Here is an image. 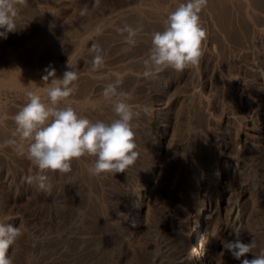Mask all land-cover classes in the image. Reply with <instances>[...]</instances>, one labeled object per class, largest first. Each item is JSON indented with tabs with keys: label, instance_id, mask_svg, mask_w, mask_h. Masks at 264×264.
<instances>
[{
	"label": "rangeland",
	"instance_id": "1",
	"mask_svg": "<svg viewBox=\"0 0 264 264\" xmlns=\"http://www.w3.org/2000/svg\"><path fill=\"white\" fill-rule=\"evenodd\" d=\"M182 2L42 0L54 14L43 19L37 8L35 17L19 11V5L17 31L0 38L2 44L21 37L30 43V51L23 52L27 56L18 59L19 68L46 75L45 69L53 67L62 78L71 70L69 57L79 77L69 102L78 113L93 121L117 118L102 90L119 77L127 102L140 115L133 121L139 155L123 173L91 174L94 157L73 160L68 173H40L20 154L19 144L6 141L13 138L14 116L27 102L26 92L40 91L46 99L45 84L39 78L25 89L0 86V221L23 231L9 249L14 264H196L185 254L173 260L158 241L165 228L151 222L148 229L140 210L148 206L152 220L174 213L187 218L193 183L200 176L218 183L221 160L237 165L223 189L228 190L225 205L237 200L234 188L246 191L241 201L242 242L254 239L259 246L255 254L264 247V0H208L200 14L208 37L199 65L179 72L166 68L146 78L143 61L151 34L162 30L167 14ZM125 25L141 29L134 46L126 44V33L119 31ZM94 46L105 58V66L97 71L91 67ZM3 56L0 66L11 62ZM11 71L2 69L0 77ZM166 128L171 136L160 145L159 135ZM149 149L154 154H148ZM153 160L160 164L155 171ZM37 175L47 176V190L39 189L35 180L28 182ZM151 176V190L142 197ZM198 199V205L207 203ZM219 216L215 222L225 225L230 237L232 229L240 227L238 217L226 208ZM228 263L239 261L230 255Z\"/></svg>",
	"mask_w": 264,
	"mask_h": 264
},
{
	"label": "clouds",
	"instance_id": "2",
	"mask_svg": "<svg viewBox=\"0 0 264 264\" xmlns=\"http://www.w3.org/2000/svg\"><path fill=\"white\" fill-rule=\"evenodd\" d=\"M23 3L24 0H0V38L7 39L9 33L17 31L18 6ZM207 4L208 0H184L167 14L162 30L151 34V47L143 61L144 77L151 78L166 68L179 72L199 65L208 37L200 14ZM119 31L126 33L125 43L134 46L141 29L125 25ZM94 48L91 67L92 71H97L105 66V58L98 46ZM67 65L71 70L65 71L62 78H57L54 68L45 69L47 74L42 80L46 99L40 91L26 92L27 102L14 116L13 138L6 143L19 144L20 154L25 155L40 173H68L72 161L82 157H94L89 168L93 175L123 173L135 164L139 155L133 123L139 117V111L127 102L128 94L121 90L123 81L118 77L102 90L103 99L111 103L117 118L111 122L93 121L78 113L69 102L76 92L78 72L73 70L69 57ZM47 179L45 175H37L28 177V182L35 180L39 189L47 190ZM242 232V228H234L231 233L234 238L222 241V249L239 264H264V248L259 254L253 253L256 241L242 242ZM22 235L19 226L0 221V264H14L9 249ZM248 254L253 258L249 259Z\"/></svg>",
	"mask_w": 264,
	"mask_h": 264
},
{
	"label": "bare ground",
	"instance_id": "3",
	"mask_svg": "<svg viewBox=\"0 0 264 264\" xmlns=\"http://www.w3.org/2000/svg\"><path fill=\"white\" fill-rule=\"evenodd\" d=\"M40 1L42 2V0H24V3L22 5H20L21 10H19V11H22L24 14L36 17L37 14H35L33 12V8L34 9L37 8L39 15L41 16V19H43L44 17H47V16L54 15L52 12L53 11L52 6H50L49 3H47L46 5L42 4ZM43 3H44V1H43ZM34 4L36 5V7L34 6ZM19 11H18V13H20ZM47 20H49V19H47ZM32 24H34V23H32ZM24 29H25V27H24ZM26 30H27V28H26ZM58 37H59V35H58ZM15 42L16 43H14V41H11L8 44H5V43L2 44V41L0 40V55H4L3 57L7 56V57L11 58V62H9L8 64L4 63V65L6 64V66H0V71L2 69H7V70L12 69V71L10 72L9 75H7L6 77H0V86L9 85V86H17L20 88L23 87V89H25V87L28 84L30 86V84H32L36 79L42 78L44 75L40 74L42 77L39 74H33L32 73L33 75H30V72H32V71H30V72L27 71V70H29V68L26 70L19 68V67H21L20 66L21 62L18 63L20 60L19 58L27 56L26 53H28V51H30L31 45L29 47L28 45L30 43L28 44L27 40H25L22 37L16 39ZM20 51L22 53L21 55H19ZM25 51H26V53L24 54L23 52H25ZM7 61H9V60H7ZM23 66H24V64H23ZM28 67H30V66H28ZM48 67H50V66H48ZM37 71L39 72V70H37ZM55 71H57V70L55 69ZM34 72H36L35 69H34ZM62 73H63V71H62ZM4 86H2V87H4ZM29 86H28V88L31 87V86L30 87ZM170 136L171 135H170L169 130L167 128L164 129V131H162V134L159 135V138H158L159 144L160 145L166 144L168 142ZM149 150H151V149H149ZM148 152H150V151H148ZM152 153H153V151L151 153H148V154H152ZM150 156H152V155H150ZM153 158H155V156ZM153 161H154V163L152 162L153 164H151L152 165L151 168L153 171H155L158 169L160 164H158L159 162L156 160H153ZM236 167H237L236 164H233L228 160H226V161L221 160L218 163L217 168H216V170H217L216 173L219 174L218 183H216V184L212 183L211 184L209 179L205 178L204 176H200V178H198L196 180L195 184L193 183L194 189H192V190H194L195 192H194V195H191L193 197H192V199L190 198L191 200L188 204L190 209L188 210L187 218H183L182 216L180 217L179 214L177 216H175L174 215L175 213H174L173 215H167V216L164 215L162 217H158L155 220H152L154 218L149 216L150 213H148V209H147L148 206H147V208H146V206L142 207V209L140 211H141L142 216H144L143 219H144L145 223H147L148 229L150 227L151 222H153L155 224V226L160 225V227L165 228L162 232L161 239L158 241H159L160 246H162L161 248L166 250L168 252V255L172 256L173 260H175V259L177 260L178 258H182V256L185 254L189 258V260H193L194 263H196V264H229L228 260L230 258V254L227 253L226 250L222 249V243L221 242L228 240V239H233L234 237H232V236L228 237L229 235L226 236L225 232H227L229 230H227L225 225L219 224V223L215 222V220L222 213V211L226 208V210L230 214H235L238 217V219H237L238 226H240L241 228L243 227L245 213L241 207V201L245 199L244 198L246 195L245 189H238L237 190V188H234V193H235L237 200L234 203L229 204V206L225 205V200L227 199L226 193L228 192V190L227 191L223 190L225 188V185L227 184V182L230 181V178L235 174ZM152 177L153 176L149 177L148 180L146 181V185L144 186V188L141 191L142 197H146L148 194V191L151 190V184L154 181L153 180L154 178H152ZM219 183H221V184H219ZM218 186L221 189V192L218 191ZM209 193L215 197L214 200L210 199ZM198 198H200L201 201H207V203L204 202V204L198 205V200H199ZM195 206H197V208H195ZM194 208L196 209V213L193 215L191 213V211H193ZM129 210L133 211L134 209H133V207L132 208L130 207ZM150 215H152V214H150ZM150 218H152V219H150ZM261 222H264V221L261 220ZM101 223H102V221H101ZM205 225H206V229H209V232L206 231V232H208V234L205 233V227H204ZM261 228L262 227L260 225L257 226L258 233L260 232ZM227 234H229V232ZM241 239L242 240L244 239L243 232L241 235ZM262 243H264V242H262ZM262 246H264V244H262ZM257 247L259 248V246H257ZM262 248H264V247H262ZM161 257H163V256H161Z\"/></svg>",
	"mask_w": 264,
	"mask_h": 264
}]
</instances>
